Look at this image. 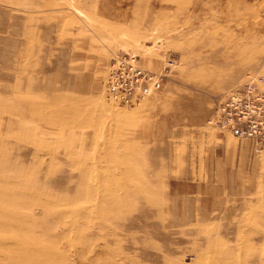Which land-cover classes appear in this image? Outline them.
Instances as JSON below:
<instances>
[{
  "label": "rangeland",
  "instance_id": "374dc122",
  "mask_svg": "<svg viewBox=\"0 0 264 264\" xmlns=\"http://www.w3.org/2000/svg\"><path fill=\"white\" fill-rule=\"evenodd\" d=\"M255 74L264 0H0V264H264V145L209 122Z\"/></svg>",
  "mask_w": 264,
  "mask_h": 264
},
{
  "label": "built area",
  "instance_id": "2783aa9c",
  "mask_svg": "<svg viewBox=\"0 0 264 264\" xmlns=\"http://www.w3.org/2000/svg\"><path fill=\"white\" fill-rule=\"evenodd\" d=\"M135 53L116 56L110 65L106 84L108 99L133 105L161 86L163 76L138 63ZM209 122L237 138L252 139L264 145V77H247L217 103Z\"/></svg>",
  "mask_w": 264,
  "mask_h": 264
}]
</instances>
